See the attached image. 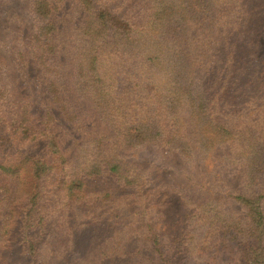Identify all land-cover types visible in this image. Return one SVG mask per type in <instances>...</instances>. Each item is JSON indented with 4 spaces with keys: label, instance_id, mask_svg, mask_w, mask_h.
<instances>
[{
    "label": "rangeland",
    "instance_id": "rangeland-1",
    "mask_svg": "<svg viewBox=\"0 0 264 264\" xmlns=\"http://www.w3.org/2000/svg\"><path fill=\"white\" fill-rule=\"evenodd\" d=\"M33 2L0 0L3 264H70L78 256L92 264L264 260V240L256 238L253 217L233 194L243 186L242 169L227 157L234 151L264 152V0H126L123 10L142 27L160 24L158 16L172 9L163 22L185 25L177 44L187 49V57L138 58L123 51L126 39L109 36L120 41L121 51L100 52L101 65L92 69L83 52L91 39L84 35L90 15L82 1L58 0L52 8L54 50L36 40ZM4 85L10 97L2 95ZM148 111L168 134L186 129L191 157L151 143L120 149L125 118ZM168 114L174 118L166 128ZM226 130H236L242 139L225 147L204 142L216 141ZM45 132L53 134L63 157ZM115 148L132 160L139 182L155 187L152 200L145 199L139 184L112 171L85 170L91 158L106 156L100 151ZM43 161L49 166L39 175ZM76 176L82 181L79 191L69 187ZM106 192L123 200L118 212L104 195L96 199ZM70 205L90 213L94 222L65 217L66 209L74 210ZM42 211L46 228L39 234L31 226ZM117 213L125 218L120 224L110 218ZM153 233L159 234L155 245H143Z\"/></svg>",
    "mask_w": 264,
    "mask_h": 264
},
{
    "label": "trees",
    "instance_id": "trees-1",
    "mask_svg": "<svg viewBox=\"0 0 264 264\" xmlns=\"http://www.w3.org/2000/svg\"><path fill=\"white\" fill-rule=\"evenodd\" d=\"M84 4L85 8L88 10L90 21L87 24V29L84 32V35H86V38L91 39L90 41H87V47L84 48L83 52L86 53L87 56L91 58L92 68H99V65H101V62L99 59V54L104 51L112 52L109 49L118 50L120 49V41H111L112 36L120 37L121 39H126L127 41L123 42V51L127 54L133 53V55L142 58H151L150 60L154 61H161L163 58L168 57L169 61H172L173 59L182 57L186 58L187 55L184 53L186 52V48H182L180 44H177L179 40H181L183 37H179L177 35L181 34L182 29L185 28V25L183 23H178L175 20H165V15H170L172 13V9H164L161 17L158 16L162 20L160 24H157L153 21L152 24L147 25L145 27H142L136 23L134 20V17L127 14L126 10L123 5L125 4L126 0H81ZM58 3V0H34L33 2V11L37 14V19L39 20L38 26V33L36 35L37 41L40 45H45L47 48L54 50L55 44L52 42V34L51 30H53L54 26H52V22L49 21V17L51 15L52 8L56 7ZM165 10H167L165 12ZM186 10V9H184ZM183 10V12H184ZM156 12L152 18H155L157 16ZM110 36V37H109ZM110 38V42H108V39ZM185 42V41H184ZM183 42V43H184ZM182 43V44H183ZM113 44V45H112ZM112 46V47H111ZM181 52V53H180ZM177 53L176 56L172 59V54ZM154 59V60H153ZM96 61V66H95ZM159 64V63H157ZM95 66V67H94ZM173 68V67H172ZM177 72L182 73V70H178ZM137 79H139L137 77ZM141 79V77H140ZM147 77L142 78L140 81L145 82ZM183 79H186L184 77ZM145 87V84H144ZM2 89V95L4 98L10 97V89L7 85H4L1 87ZM146 88V87H145ZM143 108H146L145 103H139ZM139 107V106H138ZM134 116H128L125 118V121L123 122L125 124V130H126V137L124 138L125 141H123L120 149L129 148L132 147L130 144H133L134 142L138 143H151L156 144L158 146H166L170 147V150H177L183 153L185 156L191 157L193 155V147L190 144V140L188 139V135L186 133V129H182L183 131H175L172 134H168L167 130L164 131L160 127V121H157L154 116L148 111L146 115H139V113L134 112ZM170 117L165 118L166 128L170 127V123L173 120V114L170 115ZM14 118V117H13ZM12 118V119H13ZM128 119V121H127ZM14 121H18L15 120ZM184 126L186 125L187 121L183 119ZM131 127H129V125ZM135 125V126H134ZM17 128L19 126L16 125ZM179 129H181V126L179 124ZM16 128V129H17ZM15 129V128H14ZM236 129H238L236 127ZM225 135H217L214 141H204L207 142V144L211 145H220V146H227L229 143H234L235 140L242 139L241 135H237V131H228ZM129 133V136H128ZM44 134L46 138L49 139L50 146L54 147L55 152H59V155L61 157L62 154L58 150V145L56 141L54 140L53 134L50 132H45ZM35 138V137H34ZM118 146V144H117ZM113 152L109 149H105L104 151H100L103 154H106V156H102V154L96 156L97 159L90 160V163L87 165L85 170H88L90 174H93L95 172L100 173L104 172V170L112 171L117 174V176L120 179H124L129 184H139V188L143 195L148 196L145 198L147 201L152 200L156 195L157 191L155 187L151 186L148 183L139 182L138 174L136 172H133L134 165L132 164V160L128 158L127 154L124 153V151L120 152L119 149H113ZM30 155V154H29ZM32 157H37L39 155H31ZM60 157V158H61ZM228 160L234 165H236L239 169L241 168V179H242V188L239 190H236L234 194V198L237 199L241 204H243L246 209L248 210V214H250L253 217V220L255 221L254 225L257 226L258 230L256 234V238L259 240V237L261 240H264V152H258V153H237L236 151L230 152L227 154ZM98 159H101L99 161ZM41 161V160H39ZM42 164V162H41ZM44 167H37L36 172L37 174H41V172L46 171V166H49L46 162L43 161ZM103 170V171H102ZM70 184V190L75 189L79 191V189L82 187V181L76 176L73 177ZM97 200L98 197L104 195L106 200L110 202V204L115 203V205L112 207L111 210L114 212H118L116 210L119 209L120 206L124 205V202L121 198L113 195L110 192H106L104 194H96ZM149 198V199H148ZM71 204V203H70ZM72 206V207H71ZM74 210L66 209L65 217L67 218H87L90 219V222H94V218L91 217L90 213L84 212L82 208L80 210H76V207L74 205H70ZM79 211V212H78ZM79 214V215H78ZM40 215V221L37 219L35 223L31 226V228L38 227V233L42 234L45 231V220H47V215L44 211L39 213ZM117 219H115V218ZM111 219H114V224H120L125 218L122 217V214H111ZM77 220V219H76ZM69 223V222H68ZM67 223V224H68ZM81 224H85L81 223ZM22 225V224H21ZM21 225L18 227L17 230H21ZM76 225V222H75ZM73 224H70L69 227L73 228ZM218 224H215V227H217ZM21 227V228H20ZM250 238L253 236L251 232H249ZM248 235V236H249ZM19 236L21 240L19 242L24 243L23 241L24 237H22V234L19 233ZM148 236V235H147ZM244 237L247 236L243 235ZM159 237V234H154L153 237H146V241L143 245H155L157 242V238ZM13 239V238H12ZM12 241V240H11ZM29 245V244H28ZM25 246V245H24ZM23 246V247H24ZM75 250V249H73ZM78 252H80L78 249H76ZM74 251L73 254L78 255L79 253L77 251ZM0 264H3L6 262L5 258L0 259ZM255 264H264V260H255ZM70 264H92V262L88 263L83 256H78L75 258V262ZM95 264V263H94Z\"/></svg>",
    "mask_w": 264,
    "mask_h": 264
}]
</instances>
